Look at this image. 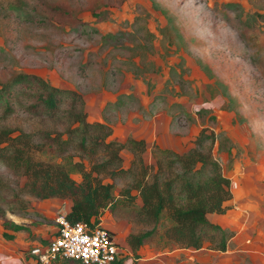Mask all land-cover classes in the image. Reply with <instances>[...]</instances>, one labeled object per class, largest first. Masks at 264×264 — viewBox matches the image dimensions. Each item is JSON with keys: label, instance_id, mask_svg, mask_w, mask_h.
Wrapping results in <instances>:
<instances>
[{"label": "rangeland", "instance_id": "obj_1", "mask_svg": "<svg viewBox=\"0 0 264 264\" xmlns=\"http://www.w3.org/2000/svg\"><path fill=\"white\" fill-rule=\"evenodd\" d=\"M43 81L67 90L55 112L39 99ZM82 112L110 125V138H144L146 162L155 143L183 152L202 128L213 131L231 181L227 209L208 214L232 231L226 250L179 246L164 234L165 213L134 248L131 235L154 222L140 215L139 196L120 193L127 173L105 176L114 202L99 222L123 264H264V0H0V131L26 133L33 157L63 163L79 181L89 157L72 128ZM9 153L0 157V264H34L31 247L72 201L30 193L22 152ZM121 155L127 166L132 152ZM4 218L25 228H5Z\"/></svg>", "mask_w": 264, "mask_h": 264}, {"label": "trees", "instance_id": "obj_2", "mask_svg": "<svg viewBox=\"0 0 264 264\" xmlns=\"http://www.w3.org/2000/svg\"><path fill=\"white\" fill-rule=\"evenodd\" d=\"M43 83L46 90L39 94V99L46 111L55 112L59 101L65 97L62 92L67 90ZM77 119L79 123L72 130L79 131L78 147L82 154L89 157L88 166L79 162V181L72 177L63 163L33 157L32 145L25 137L26 133L10 135L0 131V157L7 159L10 148L16 156L22 152L17 157L27 176L25 187L30 193L40 198L68 197L72 203L69 209L62 207L61 214L72 221L100 223L103 208L114 202V183L104 181V177L127 173L129 183L120 193L130 199L139 196L140 215L154 222L151 228L131 235L134 248L154 233L161 215L165 213L170 223L164 228V234L179 246L198 249L206 244L210 249L226 250L232 231L213 222L208 216L209 213L224 212L227 209L226 201L232 196L230 178L223 173L220 162L212 153L215 140L213 131L207 132L202 128L195 137L194 146L183 152L155 143L153 160L146 162L143 152L148 143L144 138L128 136L124 141H119L110 138L112 129L105 122L88 121L83 112L78 114ZM22 141L28 149L27 154L20 148L24 147L21 146ZM125 148L132 152L127 166L123 164L121 155V150ZM97 152L101 158L90 156L97 155ZM132 189L136 192L132 193ZM0 215H3L1 208ZM3 226L14 230L25 228L6 218L3 219ZM4 235L6 238L13 237L7 231ZM47 241L48 238L43 239V242ZM123 259V256L120 257L114 264H123ZM64 260L69 264H85L76 259Z\"/></svg>", "mask_w": 264, "mask_h": 264}, {"label": "built area", "instance_id": "obj_3", "mask_svg": "<svg viewBox=\"0 0 264 264\" xmlns=\"http://www.w3.org/2000/svg\"><path fill=\"white\" fill-rule=\"evenodd\" d=\"M53 235L47 242L31 247L34 264H52L57 259H76L85 264H114L120 257L121 245L113 231L101 223L72 221L56 215Z\"/></svg>", "mask_w": 264, "mask_h": 264}, {"label": "crops", "instance_id": "obj_4", "mask_svg": "<svg viewBox=\"0 0 264 264\" xmlns=\"http://www.w3.org/2000/svg\"><path fill=\"white\" fill-rule=\"evenodd\" d=\"M54 229H55V228H54ZM54 229H53V230H54ZM227 246H228V245H227ZM198 249H199V248H198Z\"/></svg>", "mask_w": 264, "mask_h": 264}]
</instances>
